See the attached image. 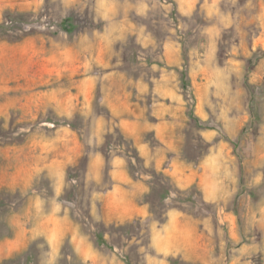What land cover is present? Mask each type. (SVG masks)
Listing matches in <instances>:
<instances>
[{
	"label": "rangeland",
	"instance_id": "rangeland-1",
	"mask_svg": "<svg viewBox=\"0 0 264 264\" xmlns=\"http://www.w3.org/2000/svg\"><path fill=\"white\" fill-rule=\"evenodd\" d=\"M5 12L31 22L0 41V264H126L127 243L133 264H264V0Z\"/></svg>",
	"mask_w": 264,
	"mask_h": 264
},
{
	"label": "trees",
	"instance_id": "trees-1",
	"mask_svg": "<svg viewBox=\"0 0 264 264\" xmlns=\"http://www.w3.org/2000/svg\"><path fill=\"white\" fill-rule=\"evenodd\" d=\"M75 16L74 14L68 16L67 18H64L63 20H59L56 22V26L63 31H66L67 33H73V30L75 31L79 25H75L74 21L75 18L73 17ZM31 17L30 14L28 13H9V12H5L4 14V22L0 23V41L4 40V41H19L23 38L22 35H15L14 33L17 31L22 32L23 31V27H20V25L22 24V26H25L27 23L31 22V20L29 19ZM198 19H202L201 17H197ZM81 25V24H80ZM179 34V36L181 37V43L185 46L187 39H188V35H180V32H177ZM188 34V33H187ZM133 47H137L135 44ZM138 51V50H137ZM136 53V52H135ZM192 115V119H195V116L193 114ZM75 193V192H74ZM76 195V193H75ZM160 216V215H159ZM162 222H164L166 220V215L165 212L163 214H161V219ZM106 230L109 231V237H117L118 240H120L119 244L121 246H125L124 244H126L125 242V238H129L130 236H134L136 235L138 237L139 232H140V227L139 226H135L133 224H124V225H110L108 226V228H106ZM101 235V234H100ZM103 243H108L110 241V239L104 237L101 238ZM126 250L125 252H127V257H123L124 262L126 264H133L132 260H131V253H136V246L135 244L129 245V243L126 244ZM129 253V254H128ZM138 258V257H137ZM139 259V258H138ZM171 261L174 262L175 264H202L201 262H191V261H185L182 260L181 258H171Z\"/></svg>",
	"mask_w": 264,
	"mask_h": 264
},
{
	"label": "crops",
	"instance_id": "crops-1",
	"mask_svg": "<svg viewBox=\"0 0 264 264\" xmlns=\"http://www.w3.org/2000/svg\"><path fill=\"white\" fill-rule=\"evenodd\" d=\"M177 220H178V218H175V221H177ZM176 224L177 223H173V226H176ZM177 226H178V224H177ZM184 236L186 237V235L184 234V232L181 229V226L179 225L178 228H177V232H176V240L178 241L179 237H184ZM172 238L174 239V237H172ZM172 238L170 240H169V238H167L169 240V246H167V248L160 249L159 246H157L156 244H155V248L159 252L172 253L174 251V249H175V248L173 249L174 244H173V239ZM185 241H186L185 243H188L187 239H185ZM190 245H191V243H190ZM185 246L188 247V245H185ZM191 247L194 248L192 253H193V255L196 258H198V259H200L202 261L206 260V257H207L206 254H207V252L208 253L210 252V249L203 248L202 243L200 241L193 242Z\"/></svg>",
	"mask_w": 264,
	"mask_h": 264
}]
</instances>
